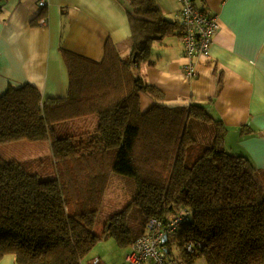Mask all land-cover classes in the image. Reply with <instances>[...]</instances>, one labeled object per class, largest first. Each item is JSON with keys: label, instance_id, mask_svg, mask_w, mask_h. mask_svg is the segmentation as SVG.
<instances>
[{"label": "trees", "instance_id": "1", "mask_svg": "<svg viewBox=\"0 0 264 264\" xmlns=\"http://www.w3.org/2000/svg\"><path fill=\"white\" fill-rule=\"evenodd\" d=\"M121 2L131 26L123 43L131 47L128 58L111 40L102 61L63 50L66 97L44 98L31 84L11 85L0 96V145L47 140L58 171L42 178L0 155V264L10 254L16 264H83L104 235L128 248V256L151 219L163 226L178 221L161 245L170 264H264V171L226 148L227 127L207 107L170 104L144 80L141 65L153 63L154 44L181 36L182 26L157 0ZM142 93L155 101L144 112ZM92 115H98L97 132L87 140L56 130ZM192 118L196 127L215 124L209 143L193 135ZM114 172L134 177L137 193L98 232ZM135 206L142 215L132 225Z\"/></svg>", "mask_w": 264, "mask_h": 264}, {"label": "crops", "instance_id": "2", "mask_svg": "<svg viewBox=\"0 0 264 264\" xmlns=\"http://www.w3.org/2000/svg\"><path fill=\"white\" fill-rule=\"evenodd\" d=\"M193 1L218 15L211 59L200 60L195 79L186 78L181 36L171 35L154 44L153 63L141 65L143 78L170 104L207 107L227 127L226 148L249 156L264 171V5L259 0ZM157 2L169 19L180 22V0ZM130 36L121 0H0V96L11 85L31 84L44 98L66 97L70 79L63 50L102 61L111 40L125 58L131 47L123 43ZM154 104L141 94L143 112ZM246 125L253 129L243 131ZM1 264L16 261L10 254Z\"/></svg>", "mask_w": 264, "mask_h": 264}, {"label": "rangeland", "instance_id": "3", "mask_svg": "<svg viewBox=\"0 0 264 264\" xmlns=\"http://www.w3.org/2000/svg\"><path fill=\"white\" fill-rule=\"evenodd\" d=\"M125 58H128V56L126 55ZM194 121L195 119L192 118L189 122L193 124L191 125L193 126V135L200 142L209 143L216 132L215 124L206 122V124H197L196 127ZM97 125L98 115H92L58 123L56 130L59 135L75 134L78 135L77 140H87L88 134L94 135L97 132ZM227 149L232 151L229 145H227ZM0 155L8 160H21L25 163L28 170L38 173L42 178H54L58 173L51 145L47 140H21L4 143L0 145ZM136 193L137 182L134 177L117 172L112 173L100 203L97 231H102L105 221L111 214L128 206L135 198ZM141 215L137 206L132 208L130 212L132 225L139 221ZM127 254L128 248L120 247L115 238L110 235H104L92 248L83 264H127ZM201 262L198 261L197 264Z\"/></svg>", "mask_w": 264, "mask_h": 264}, {"label": "built area", "instance_id": "4", "mask_svg": "<svg viewBox=\"0 0 264 264\" xmlns=\"http://www.w3.org/2000/svg\"><path fill=\"white\" fill-rule=\"evenodd\" d=\"M40 4L44 6L45 2L41 1ZM180 4L181 40L187 59L184 74L188 79H195L200 60L211 59L214 37L220 24L218 15L197 6L193 0H180ZM177 223L178 221H172L163 226L160 220L151 219L147 233L132 246V251L126 258L127 264H170L169 261H164L165 254L161 245L163 238L173 232Z\"/></svg>", "mask_w": 264, "mask_h": 264}, {"label": "snow or ice", "instance_id": "5", "mask_svg": "<svg viewBox=\"0 0 264 264\" xmlns=\"http://www.w3.org/2000/svg\"><path fill=\"white\" fill-rule=\"evenodd\" d=\"M259 2L264 5V0H259ZM261 20L264 21V16L261 17ZM262 35H264V24H262Z\"/></svg>", "mask_w": 264, "mask_h": 264}]
</instances>
